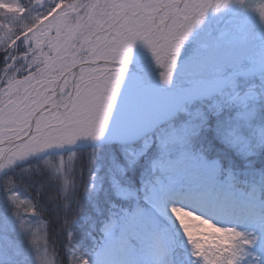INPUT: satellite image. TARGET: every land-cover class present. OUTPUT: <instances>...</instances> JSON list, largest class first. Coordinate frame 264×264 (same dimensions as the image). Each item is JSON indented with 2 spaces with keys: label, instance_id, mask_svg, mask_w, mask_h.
<instances>
[{
  "label": "snow or ice",
  "instance_id": "obj_1",
  "mask_svg": "<svg viewBox=\"0 0 264 264\" xmlns=\"http://www.w3.org/2000/svg\"><path fill=\"white\" fill-rule=\"evenodd\" d=\"M231 2L56 0L41 23L9 38L10 47L28 45L27 51L0 62L6 65L0 69V164L72 144L81 136L102 135L136 42L152 50L168 82L193 28L209 9ZM256 10L264 20V0ZM21 62L22 70L16 67ZM171 213L204 264H238L240 246L251 243L244 233L220 227L189 208L173 206ZM144 214L137 206L127 218ZM186 216L202 221L215 235L198 237L189 230ZM225 234L230 237L226 242Z\"/></svg>",
  "mask_w": 264,
  "mask_h": 264
},
{
  "label": "rangeland",
  "instance_id": "obj_2",
  "mask_svg": "<svg viewBox=\"0 0 264 264\" xmlns=\"http://www.w3.org/2000/svg\"><path fill=\"white\" fill-rule=\"evenodd\" d=\"M54 6L56 0H0V50L9 47L12 35L26 32L41 23L44 15ZM143 46V41H137L134 48ZM17 48L22 50L17 56H22L28 45ZM136 60L131 59L130 62ZM16 67L22 70V62ZM146 68L159 70L164 67L155 62ZM154 85L152 82L144 83L143 78L135 72L126 76L118 96L127 104L128 109L118 116H115V112L111 113L100 140L107 138L109 141L132 143L145 135L152 123L150 99L154 94L163 93L167 89ZM140 108L144 112L142 118L135 113ZM193 108L185 115V121L176 126L171 134L158 139L160 142L156 144V156L149 161L151 177L140 189V193L119 183L115 184L118 196L135 203L131 210L116 212L104 222L101 228L103 243L91 256L94 264H102L104 258L110 257L115 243L119 241L124 242L125 247L133 252H130L133 258L126 260L127 264H164L165 258L174 250V232L176 229L183 232L171 213L173 206H181L177 196L182 190L222 187L244 193L248 199L259 194L256 180L247 178L240 181V188L237 187L239 179L232 169H223L218 159L208 157L196 148L204 128L212 125L209 129L218 131L220 138L235 153L249 157L264 151V77L248 82L237 80L215 99L198 103ZM121 116L125 117L122 122ZM118 131L120 133L117 134ZM111 134L114 135L109 137ZM51 150H55L54 145L18 157L15 165L8 166L6 171L14 170V166ZM53 169L56 174L57 169ZM252 170L245 169L243 172L249 174ZM63 179L66 184L67 177L63 176ZM31 200L24 193H16L9 197L5 206H0V264H57L56 255L49 246L47 227L42 216L31 214L33 208L36 212V206ZM137 206L145 209V214L129 220L128 215ZM262 216L264 218V214ZM207 219L220 227L234 228L251 241L250 244L240 246L238 264H264V219L248 223L236 221L235 224L223 226L224 221L219 223L212 218ZM185 223L197 236L210 232L202 221L194 217L186 216ZM210 235L215 234L210 232ZM229 238V235H224L225 242ZM157 244L160 245L159 249ZM121 248L124 249V245ZM177 264H204V261L195 252Z\"/></svg>",
  "mask_w": 264,
  "mask_h": 264
},
{
  "label": "trees",
  "instance_id": "obj_3",
  "mask_svg": "<svg viewBox=\"0 0 264 264\" xmlns=\"http://www.w3.org/2000/svg\"><path fill=\"white\" fill-rule=\"evenodd\" d=\"M5 54L6 52L1 54L0 59H3ZM206 136L208 139L201 141V148L226 163L230 159L228 151L216 140L212 132L209 131ZM150 145L148 140L146 143L142 142L137 151L127 146H110L112 148L104 151V148L99 149L92 164L96 171L101 169L102 177L95 190L94 183H90L94 169L92 170V166L86 167L84 152H80L81 159H78L74 166L75 184L66 194L59 190L57 184L54 185L56 180L42 160L21 165L17 174H7L8 180L5 181V178L3 187L7 183L20 184L27 194L36 199L40 212L47 219L49 238L58 253L60 264H90L88 260L81 258V248L87 246L85 249H95L100 237L99 225L108 217L110 211L131 207V201L115 196L111 177L115 175L122 183L138 189L148 176L149 163L145 159L149 156ZM132 152L138 154L137 162L126 158L125 153ZM259 166L264 167V163ZM260 183L264 189L263 178Z\"/></svg>",
  "mask_w": 264,
  "mask_h": 264
},
{
  "label": "bare ground",
  "instance_id": "obj_4",
  "mask_svg": "<svg viewBox=\"0 0 264 264\" xmlns=\"http://www.w3.org/2000/svg\"><path fill=\"white\" fill-rule=\"evenodd\" d=\"M237 3V0H232L231 3L226 4L223 7H220L219 9L212 10L209 9V11L206 13L204 18L198 23L192 30V32L189 34L186 40H184L181 44V48L179 53H183L187 50L191 49H198L200 52L198 53L199 57L201 59V68L205 69L206 67H209V65L213 64L214 62H219L221 59L219 56H225V55H231L232 51H235L230 58L235 57L241 50L243 52L245 49L242 48L244 44V39L246 37H243V39H235L230 37H223L219 32V24L221 20L228 15H231L235 10V5ZM260 16V15H259ZM264 20H261V18L256 19V25H261ZM221 46H224V48H220ZM225 51V52H224ZM178 53V57H180ZM147 56L146 64H149L151 57H153V61H157L154 54L152 53V50L144 44L142 48H134L132 50V53L130 55V59H133L137 57L138 59H141L143 61V58ZM177 58V57H176ZM252 68V67H248ZM183 70V69H180ZM180 71H177L173 74H171L169 83L173 80L182 81V78L185 77V72L179 73ZM203 74V73H201ZM198 75V74H197ZM12 161H9V163ZM201 183V181H200ZM229 222L224 223L225 225L229 224ZM123 245V242L115 243L114 249L112 250V254L110 257L104 258L101 262L102 264H116L117 262L124 263V260L126 258H130L132 255L125 254L121 252V246ZM160 245L157 244V248L159 249Z\"/></svg>",
  "mask_w": 264,
  "mask_h": 264
},
{
  "label": "clouds",
  "instance_id": "obj_5",
  "mask_svg": "<svg viewBox=\"0 0 264 264\" xmlns=\"http://www.w3.org/2000/svg\"><path fill=\"white\" fill-rule=\"evenodd\" d=\"M177 222L179 223V221L177 220Z\"/></svg>",
  "mask_w": 264,
  "mask_h": 264
}]
</instances>
